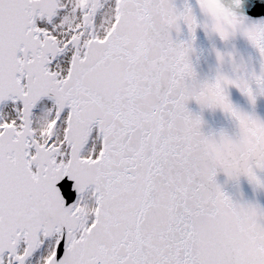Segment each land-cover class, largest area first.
<instances>
[{"label":"snow or ice","instance_id":"snow-or-ice-1","mask_svg":"<svg viewBox=\"0 0 264 264\" xmlns=\"http://www.w3.org/2000/svg\"><path fill=\"white\" fill-rule=\"evenodd\" d=\"M222 5L226 27L173 0H0V264H264V209L215 181L264 188V121L226 94L264 96V0ZM247 22L259 73L214 50L198 79L196 29L227 42ZM190 101L231 119L227 155Z\"/></svg>","mask_w":264,"mask_h":264},{"label":"water","instance_id":"water-1","mask_svg":"<svg viewBox=\"0 0 264 264\" xmlns=\"http://www.w3.org/2000/svg\"><path fill=\"white\" fill-rule=\"evenodd\" d=\"M177 9H182L187 3L193 8V13L198 21L207 23L201 17L196 0H173ZM176 41L189 40L187 28L181 24L180 31L175 30L171 33ZM193 51L190 54V61L200 80L211 79L215 76L217 61L214 50L234 52L237 58H242L251 72L259 73L261 60L259 53L247 42L244 36L237 35L233 39L222 42L218 37L210 36L198 27L195 31V39L192 40ZM223 70L231 72L230 66L225 65ZM230 102L241 111L254 115L256 118L264 121V96H258L254 105L250 104L247 97L242 95L235 87L229 86L226 90ZM190 112L199 115L203 121L202 131L206 134L219 135L222 131L227 134L233 131L234 125L231 119L219 109L201 108L194 101L187 105ZM251 140H264V128H252L248 130ZM228 144L221 142L217 146V151L227 155ZM258 175L264 173L258 172ZM215 181L221 190L233 200V202L242 204H251L264 209V191L253 188L245 176L237 179L228 178L222 171H218Z\"/></svg>","mask_w":264,"mask_h":264},{"label":"clouds","instance_id":"clouds-1","mask_svg":"<svg viewBox=\"0 0 264 264\" xmlns=\"http://www.w3.org/2000/svg\"><path fill=\"white\" fill-rule=\"evenodd\" d=\"M200 4L203 7L200 9V15L209 24H216L222 27H226L230 24L231 19L235 18V11L230 10L222 5V0H200ZM258 29L251 23H242L241 36H255ZM221 136V142H225L226 134H219ZM254 189L264 191V188L253 186ZM232 216L238 214V209L233 208L230 213Z\"/></svg>","mask_w":264,"mask_h":264}]
</instances>
